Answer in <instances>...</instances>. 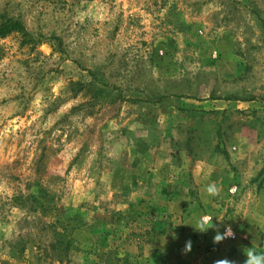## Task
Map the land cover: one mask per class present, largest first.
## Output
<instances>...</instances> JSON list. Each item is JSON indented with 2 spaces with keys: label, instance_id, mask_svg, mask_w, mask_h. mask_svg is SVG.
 Wrapping results in <instances>:
<instances>
[{
  "label": "rangeland",
  "instance_id": "374dc122",
  "mask_svg": "<svg viewBox=\"0 0 264 264\" xmlns=\"http://www.w3.org/2000/svg\"><path fill=\"white\" fill-rule=\"evenodd\" d=\"M0 14L27 32L0 38V264H212L194 237L263 233L264 0Z\"/></svg>",
  "mask_w": 264,
  "mask_h": 264
},
{
  "label": "crops",
  "instance_id": "0c3cea01",
  "mask_svg": "<svg viewBox=\"0 0 264 264\" xmlns=\"http://www.w3.org/2000/svg\"><path fill=\"white\" fill-rule=\"evenodd\" d=\"M190 221V220H189ZM187 222V221H186ZM189 227V228H188ZM183 228L187 229L188 231H191L192 227L190 225H183ZM224 228L221 230V234H223ZM215 234L210 233L207 231L206 237H194L193 245L195 249V256L197 257H203L204 255H207L209 258H211L212 264H214V261L218 259H224L227 258L231 261H234L235 264H244V261L246 259L245 251L248 248L254 249L257 253H264V230L261 235H251V243L249 245H239V244H233L232 242L224 239L222 242L218 244L213 243V238ZM177 238H174L175 241ZM173 242H169L171 244H168L167 247H172ZM171 245V246H169ZM191 255H189V258Z\"/></svg>",
  "mask_w": 264,
  "mask_h": 264
},
{
  "label": "clouds",
  "instance_id": "9594fccd",
  "mask_svg": "<svg viewBox=\"0 0 264 264\" xmlns=\"http://www.w3.org/2000/svg\"><path fill=\"white\" fill-rule=\"evenodd\" d=\"M222 191V187L218 186L215 182L208 184L205 188V192L208 196L211 197H218ZM213 216L211 215H205L202 216L194 226V228L200 232H206L209 228L214 227L213 223ZM233 237L234 233L230 226L225 228V231L223 234H221L218 230L216 232V235L213 238V243L218 244L222 242L225 238ZM192 247V242L189 240L186 242L185 245V252H190ZM246 259L244 261V264H264V253H257L254 249L248 248L245 251ZM214 264H235L234 261H231L227 258L224 259H218L214 261Z\"/></svg>",
  "mask_w": 264,
  "mask_h": 264
},
{
  "label": "trees",
  "instance_id": "16d2710c",
  "mask_svg": "<svg viewBox=\"0 0 264 264\" xmlns=\"http://www.w3.org/2000/svg\"><path fill=\"white\" fill-rule=\"evenodd\" d=\"M14 32L23 33L24 35L27 34L25 30V26L21 20L5 17L2 14H0V38H4ZM90 84H93V82H90ZM70 227H71L70 232H72L73 230L78 228V225L73 224ZM59 237L62 242V245H61L62 248L60 247V250H62V252L66 255L73 241L71 239L66 240L67 238L64 234H60Z\"/></svg>",
  "mask_w": 264,
  "mask_h": 264
},
{
  "label": "built area",
  "instance_id": "2783aa9c",
  "mask_svg": "<svg viewBox=\"0 0 264 264\" xmlns=\"http://www.w3.org/2000/svg\"><path fill=\"white\" fill-rule=\"evenodd\" d=\"M236 191H237V187H234L233 189L230 190V193H231V194H234V193H236ZM226 227H228V226H226ZM226 227H225V228H226ZM225 228H224V231H225ZM231 229H232V231H233V233H234V238H233V237H229V238H225V239H226V240H229V241H236L237 238H238V234H237V232L234 230V228L231 227ZM223 233H224V232H223Z\"/></svg>",
  "mask_w": 264,
  "mask_h": 264
}]
</instances>
